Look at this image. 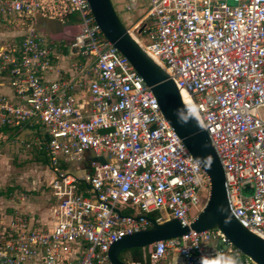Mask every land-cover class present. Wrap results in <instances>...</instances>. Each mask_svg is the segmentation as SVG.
Segmentation results:
<instances>
[{
    "label": "built area",
    "instance_id": "obj_1",
    "mask_svg": "<svg viewBox=\"0 0 264 264\" xmlns=\"http://www.w3.org/2000/svg\"><path fill=\"white\" fill-rule=\"evenodd\" d=\"M147 3L151 25L139 23L138 40L189 95L220 161L233 216L264 241V0ZM56 4L59 19L76 20L68 49L88 58L86 66L71 65L78 75L59 69L46 79L57 37L33 24L17 49H0V130L43 131V178L54 203L51 229L20 210H0V264H111L115 241L149 228L143 216L189 227L209 193L202 168L138 72L103 37L88 0H0V14L50 17ZM137 7L139 0H126L123 10ZM74 162L87 167L80 176L69 168ZM170 253L184 264H255L217 229L142 250L150 264Z\"/></svg>",
    "mask_w": 264,
    "mask_h": 264
},
{
    "label": "water",
    "instance_id": "obj_2",
    "mask_svg": "<svg viewBox=\"0 0 264 264\" xmlns=\"http://www.w3.org/2000/svg\"><path fill=\"white\" fill-rule=\"evenodd\" d=\"M88 3L103 37L127 58L150 88L164 118L209 180L206 203L189 227H183L176 219L157 223L153 218L143 216L150 223L149 228L115 241L108 251L110 263L142 264L140 258L133 259L129 256L126 261L121 259L120 255L125 251H142L158 241L186 235L190 230L202 232L217 229L223 235V240L226 243L237 248L255 264H264V241L244 228L233 216L228 205L223 170L211 145L209 135L182 102L180 92L173 81L132 38L116 14L111 0H88ZM33 19L32 28L35 32H49L54 36L62 34L67 25L61 19L46 17L41 13L35 14ZM72 52L75 50L73 49ZM178 109L185 121L183 126L177 122ZM90 156L94 158L93 153H90ZM160 264H165V262Z\"/></svg>",
    "mask_w": 264,
    "mask_h": 264
},
{
    "label": "rangeland",
    "instance_id": "obj_3",
    "mask_svg": "<svg viewBox=\"0 0 264 264\" xmlns=\"http://www.w3.org/2000/svg\"><path fill=\"white\" fill-rule=\"evenodd\" d=\"M141 2V11L134 12L133 19L139 18V16L146 15L148 10L147 0H139ZM61 8V6H60ZM122 22V20H121ZM144 25L147 27L151 25V21L145 18ZM122 24L127 25L126 22ZM126 28L131 31L137 38V31L143 27L140 24L136 29ZM137 27V26H136ZM139 39V38H138ZM69 55L66 51V55ZM83 56L74 58L72 61H83ZM68 61V60H67ZM13 134V136H11ZM4 133L3 137L0 136V210L9 211L10 208L16 204V206H22V203L27 205L18 207L19 210H23L29 204L39 207V213L44 211L50 206L47 200V192L49 189L46 187V183L43 179L45 166L41 163L42 157L36 153L35 144L43 140V131L39 127H28L22 130L15 131L13 133ZM21 197H25L24 201H20ZM204 200V195L201 196ZM28 199V200H27ZM195 212L190 213V217L195 216ZM165 217V214H161ZM121 259L128 261V251L121 253Z\"/></svg>",
    "mask_w": 264,
    "mask_h": 264
},
{
    "label": "crops",
    "instance_id": "obj_4",
    "mask_svg": "<svg viewBox=\"0 0 264 264\" xmlns=\"http://www.w3.org/2000/svg\"><path fill=\"white\" fill-rule=\"evenodd\" d=\"M111 3L113 5V8L118 15L119 19L122 20V22H126L127 25H125V28H132L130 26H139V23H141L146 15L139 16V18L133 19L132 15L134 12H138L142 10L141 8V2L139 1V7H137L132 12H125L123 10L124 4L126 3V0H111ZM62 16V9L60 8L59 4H56L50 11V17L59 19ZM64 22L67 23V25L63 29V33L60 35H57V41L55 46L53 47V52L55 55H57L58 59L54 61V69L52 72L46 75L47 80L56 79L59 76L56 74V71L59 69L63 70V75L66 78H73L76 75H78L77 71L73 70L71 65L76 63H81L82 65H88V58H84L83 61L76 60L75 62L72 61L74 58H78L79 56L73 55V52H71L68 49V36L71 35L73 32L76 31V20L72 17H65ZM34 23V19L26 17L24 14H0V49H17L25 34L27 29ZM63 48L68 51L69 55L63 54ZM68 60V61H67ZM6 93H9V90L7 88L3 89ZM82 107L85 108L82 104ZM46 166V165H45ZM69 168L71 169L72 173L76 176H80L82 174V170L86 169V165L82 162H74L71 163ZM44 179V178H43ZM45 181V180H44ZM47 200L50 204L48 205V208L44 211H41L39 213H36L39 211V207L28 205L26 208H23V210H20L24 212L25 214L31 216L38 226L41 228L51 229L52 227V219L54 214V203L51 198L50 191L47 192ZM25 200V199H24ZM21 200L20 201H24ZM28 200V199H27ZM27 205L22 203V206ZM21 205L12 206L9 211V213H15L17 210L19 211L18 207H22ZM165 264H184L183 260L175 254H168L166 259L164 260ZM142 264H150L148 259H142Z\"/></svg>",
    "mask_w": 264,
    "mask_h": 264
},
{
    "label": "bare ground",
    "instance_id": "obj_5",
    "mask_svg": "<svg viewBox=\"0 0 264 264\" xmlns=\"http://www.w3.org/2000/svg\"><path fill=\"white\" fill-rule=\"evenodd\" d=\"M132 38L139 44V46L142 48V44L140 43V41L138 40V38L131 32L129 31ZM143 49V48H142ZM148 56L158 65L161 67V62L158 58H156L155 56L148 54ZM180 92V97L182 99V102L185 104V106L191 111L192 114H196V110L194 108V106L192 105L189 95L183 91V90H179ZM195 117H197V115H195Z\"/></svg>",
    "mask_w": 264,
    "mask_h": 264
},
{
    "label": "trees",
    "instance_id": "obj_6",
    "mask_svg": "<svg viewBox=\"0 0 264 264\" xmlns=\"http://www.w3.org/2000/svg\"><path fill=\"white\" fill-rule=\"evenodd\" d=\"M62 53L65 55L66 54V49L65 48H63V51H62ZM13 132H15V131H9L8 133H13ZM4 133H7L5 130H0V135L3 137V134ZM11 136H13V134H11ZM1 138V137H0ZM35 148H36V153L40 156V157H42V164L45 166V165H47L48 164V158H47V156L45 155V152H44V140H41V142H38V143H36L35 145ZM148 217H150V218H156V214H153V213H151V214H148Z\"/></svg>",
    "mask_w": 264,
    "mask_h": 264
},
{
    "label": "flooded vegetation",
    "instance_id": "obj_7",
    "mask_svg": "<svg viewBox=\"0 0 264 264\" xmlns=\"http://www.w3.org/2000/svg\"><path fill=\"white\" fill-rule=\"evenodd\" d=\"M128 253H129V256L132 257L133 259H135V258H140L141 260L143 259V255H142L141 250H131Z\"/></svg>",
    "mask_w": 264,
    "mask_h": 264
},
{
    "label": "clouds",
    "instance_id": "obj_8",
    "mask_svg": "<svg viewBox=\"0 0 264 264\" xmlns=\"http://www.w3.org/2000/svg\"><path fill=\"white\" fill-rule=\"evenodd\" d=\"M176 115H177V122L180 123V124L183 126V124L185 123V121H184L183 118L181 117V115H180V110H179V109L177 110ZM193 115L195 116L196 114L194 113Z\"/></svg>",
    "mask_w": 264,
    "mask_h": 264
}]
</instances>
